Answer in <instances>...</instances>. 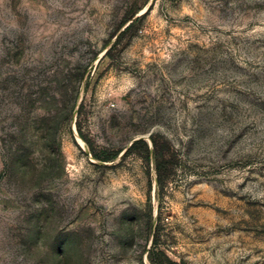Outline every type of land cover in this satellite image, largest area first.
<instances>
[{
	"label": "rangeland",
	"instance_id": "374dc122",
	"mask_svg": "<svg viewBox=\"0 0 264 264\" xmlns=\"http://www.w3.org/2000/svg\"><path fill=\"white\" fill-rule=\"evenodd\" d=\"M164 256L264 264V0H0V264Z\"/></svg>",
	"mask_w": 264,
	"mask_h": 264
},
{
	"label": "trees",
	"instance_id": "16d2710c",
	"mask_svg": "<svg viewBox=\"0 0 264 264\" xmlns=\"http://www.w3.org/2000/svg\"><path fill=\"white\" fill-rule=\"evenodd\" d=\"M132 26V22L129 23L126 27L125 30H127L128 28H130ZM80 109L81 106H79L78 108V114H80ZM79 135L88 143L87 139L84 137V135L82 134L81 130L79 129ZM150 141H151V153H152V158L154 161V170H155V174H156V180L157 183L159 184L160 187H162V185L165 183V181L170 177V175L173 172V164H172V154L170 153V146L168 144V142L163 139L160 138L158 135H151L150 136ZM143 144L144 145V156L143 159L147 162L149 159V150L148 147L146 145V143L143 140H137L134 141L132 143V145H136V144ZM131 145V147H132ZM130 150V147L127 148V151ZM117 155V153L112 154L111 156L108 157H100L96 154H93L94 157L101 159V160H108V159H112ZM156 246H153L152 249L150 250L151 254L156 253ZM161 253L159 251H157L156 254ZM164 259L166 261H168V263L170 264H186L185 262L181 261L179 263H175V262H171L167 257L164 256ZM149 261L150 264H156L150 257H149Z\"/></svg>",
	"mask_w": 264,
	"mask_h": 264
}]
</instances>
